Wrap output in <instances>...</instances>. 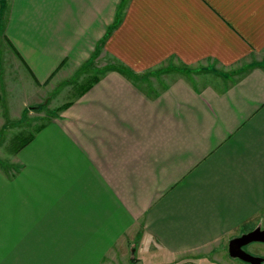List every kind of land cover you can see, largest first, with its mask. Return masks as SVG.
Returning <instances> with one entry per match:
<instances>
[{
	"label": "crops",
	"instance_id": "obj_1",
	"mask_svg": "<svg viewBox=\"0 0 264 264\" xmlns=\"http://www.w3.org/2000/svg\"><path fill=\"white\" fill-rule=\"evenodd\" d=\"M46 109L0 264H245L206 255L264 229V0H0V135Z\"/></svg>",
	"mask_w": 264,
	"mask_h": 264
},
{
	"label": "rangeland",
	"instance_id": "obj_2",
	"mask_svg": "<svg viewBox=\"0 0 264 264\" xmlns=\"http://www.w3.org/2000/svg\"><path fill=\"white\" fill-rule=\"evenodd\" d=\"M2 1V0H1ZM120 69V68H119ZM125 72V70H122ZM96 76V73L94 74ZM92 78V77H91ZM88 78V79H91ZM87 79V80H88ZM46 114L44 116H35L30 115L27 118H23L19 125L15 124L16 127L11 128L10 131L4 129L3 133L0 135V168H6L10 165L9 157L17 151L18 147L24 139H26L29 135L32 134L35 127L41 124L44 119L49 118L51 113L46 109ZM54 114V111H53ZM222 251L219 252L220 246L214 247V253L207 254V258L217 259L218 261L228 260V254L226 253L227 247L225 245L222 246ZM245 251L255 257L261 258L264 260V244L263 243H252L246 246ZM211 263L213 261H210ZM210 262H206L207 264ZM216 262V261H215ZM204 263V262H201ZM210 263V264H211Z\"/></svg>",
	"mask_w": 264,
	"mask_h": 264
},
{
	"label": "water",
	"instance_id": "obj_3",
	"mask_svg": "<svg viewBox=\"0 0 264 264\" xmlns=\"http://www.w3.org/2000/svg\"><path fill=\"white\" fill-rule=\"evenodd\" d=\"M252 243L264 244V229L255 228L240 236L229 240L227 253L231 259L239 260L245 264H262L263 259L248 254L244 247Z\"/></svg>",
	"mask_w": 264,
	"mask_h": 264
},
{
	"label": "trees",
	"instance_id": "obj_4",
	"mask_svg": "<svg viewBox=\"0 0 264 264\" xmlns=\"http://www.w3.org/2000/svg\"><path fill=\"white\" fill-rule=\"evenodd\" d=\"M119 71L123 72L122 69H119ZM28 138H29V136H28L26 139H24V140L22 141V144H20V145H23V144L27 141Z\"/></svg>",
	"mask_w": 264,
	"mask_h": 264
},
{
	"label": "flooded vegetation",
	"instance_id": "obj_5",
	"mask_svg": "<svg viewBox=\"0 0 264 264\" xmlns=\"http://www.w3.org/2000/svg\"><path fill=\"white\" fill-rule=\"evenodd\" d=\"M246 249V247H244V250Z\"/></svg>",
	"mask_w": 264,
	"mask_h": 264
}]
</instances>
